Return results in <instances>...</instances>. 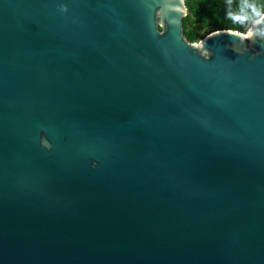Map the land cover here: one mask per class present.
I'll return each instance as SVG.
<instances>
[{"label":"water","instance_id":"obj_1","mask_svg":"<svg viewBox=\"0 0 264 264\" xmlns=\"http://www.w3.org/2000/svg\"><path fill=\"white\" fill-rule=\"evenodd\" d=\"M185 1L0 0V264H264V13Z\"/></svg>","mask_w":264,"mask_h":264},{"label":"trees","instance_id":"obj_2","mask_svg":"<svg viewBox=\"0 0 264 264\" xmlns=\"http://www.w3.org/2000/svg\"><path fill=\"white\" fill-rule=\"evenodd\" d=\"M185 4L183 36L190 44L200 32L203 39L224 30L244 33L264 13V0H186Z\"/></svg>","mask_w":264,"mask_h":264},{"label":"rangeland","instance_id":"obj_3","mask_svg":"<svg viewBox=\"0 0 264 264\" xmlns=\"http://www.w3.org/2000/svg\"><path fill=\"white\" fill-rule=\"evenodd\" d=\"M250 23L246 25L249 26ZM204 34L202 32L198 33L195 38V44H199L203 40Z\"/></svg>","mask_w":264,"mask_h":264}]
</instances>
